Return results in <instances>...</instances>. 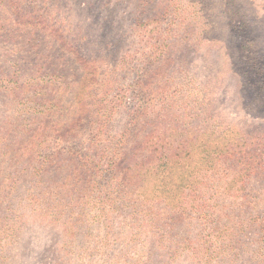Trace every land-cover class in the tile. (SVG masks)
Returning a JSON list of instances; mask_svg holds the SVG:
<instances>
[{"label": "rangeland", "instance_id": "obj_1", "mask_svg": "<svg viewBox=\"0 0 264 264\" xmlns=\"http://www.w3.org/2000/svg\"><path fill=\"white\" fill-rule=\"evenodd\" d=\"M0 264H264V0H0Z\"/></svg>", "mask_w": 264, "mask_h": 264}]
</instances>
